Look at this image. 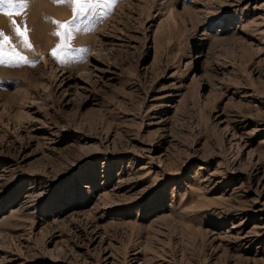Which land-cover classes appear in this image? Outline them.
<instances>
[{
    "label": "rangeland",
    "instance_id": "1",
    "mask_svg": "<svg viewBox=\"0 0 264 264\" xmlns=\"http://www.w3.org/2000/svg\"><path fill=\"white\" fill-rule=\"evenodd\" d=\"M0 30V264H264V0H27Z\"/></svg>",
    "mask_w": 264,
    "mask_h": 264
},
{
    "label": "snow or ice",
    "instance_id": "2",
    "mask_svg": "<svg viewBox=\"0 0 264 264\" xmlns=\"http://www.w3.org/2000/svg\"><path fill=\"white\" fill-rule=\"evenodd\" d=\"M54 2H65V0H54ZM67 2L71 3V4H86L89 7L95 6L96 4L100 3L101 0H67ZM107 2V0H106ZM27 5V0H0V11H4L5 10V6H7L8 10H12V9H23L25 8ZM87 9L85 7H82L80 9V13L83 14ZM16 22L13 21V24H15ZM63 25H61L62 27ZM15 32L17 36H21L24 37L25 33L28 32V28L25 26L24 27V31H21L19 26H17L15 28ZM59 32L54 33V35H59ZM0 38H2V40L5 41H10V37L6 36L4 34V32L2 30H0ZM25 47L27 48H31L32 45L29 44L27 42V39L25 38V40L23 41ZM5 55L4 50H3V43L2 41H0V63H4L2 57ZM53 55L55 56V52H53ZM20 60H26L25 57H20Z\"/></svg>",
    "mask_w": 264,
    "mask_h": 264
}]
</instances>
